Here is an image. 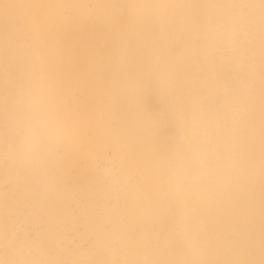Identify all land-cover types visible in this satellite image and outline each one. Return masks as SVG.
Instances as JSON below:
<instances>
[{
  "label": "bare ground",
  "instance_id": "1",
  "mask_svg": "<svg viewBox=\"0 0 264 264\" xmlns=\"http://www.w3.org/2000/svg\"><path fill=\"white\" fill-rule=\"evenodd\" d=\"M0 264H264V0H0Z\"/></svg>",
  "mask_w": 264,
  "mask_h": 264
}]
</instances>
